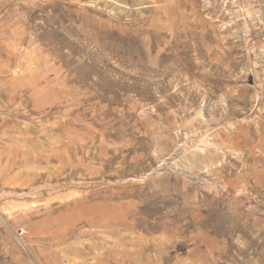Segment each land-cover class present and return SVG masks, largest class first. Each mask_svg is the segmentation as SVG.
<instances>
[{
	"label": "rangeland",
	"instance_id": "374dc122",
	"mask_svg": "<svg viewBox=\"0 0 264 264\" xmlns=\"http://www.w3.org/2000/svg\"><path fill=\"white\" fill-rule=\"evenodd\" d=\"M0 264H264V0H0Z\"/></svg>",
	"mask_w": 264,
	"mask_h": 264
},
{
	"label": "bare ground",
	"instance_id": "6f19581e",
	"mask_svg": "<svg viewBox=\"0 0 264 264\" xmlns=\"http://www.w3.org/2000/svg\"><path fill=\"white\" fill-rule=\"evenodd\" d=\"M18 73H20V72H18L17 70L13 72V74H15V75H17Z\"/></svg>",
	"mask_w": 264,
	"mask_h": 264
},
{
	"label": "built area",
	"instance_id": "2783aa9c",
	"mask_svg": "<svg viewBox=\"0 0 264 264\" xmlns=\"http://www.w3.org/2000/svg\"><path fill=\"white\" fill-rule=\"evenodd\" d=\"M20 235L22 236L23 235V232H21Z\"/></svg>",
	"mask_w": 264,
	"mask_h": 264
}]
</instances>
